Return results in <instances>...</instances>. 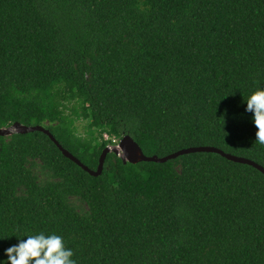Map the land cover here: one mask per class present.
Masks as SVG:
<instances>
[{"label":"trees","instance_id":"trees-1","mask_svg":"<svg viewBox=\"0 0 264 264\" xmlns=\"http://www.w3.org/2000/svg\"><path fill=\"white\" fill-rule=\"evenodd\" d=\"M258 88L264 0H0V128L42 126L91 170L124 135L148 157L212 146L264 168ZM40 233L77 264H264V176L108 153L92 177L41 132L0 137V264Z\"/></svg>","mask_w":264,"mask_h":264},{"label":"water","instance_id":"water-1","mask_svg":"<svg viewBox=\"0 0 264 264\" xmlns=\"http://www.w3.org/2000/svg\"><path fill=\"white\" fill-rule=\"evenodd\" d=\"M31 132H41L48 136V138L54 143V145L58 148L61 154L79 166L84 172L88 173L92 177H97L101 174L104 164V159L108 153L115 154L123 164H136L138 162H154V163H165L168 160L175 159L182 155L193 154V153H213L217 154L228 161L243 164L250 166L260 172L264 176V168L255 162L248 160L246 158L237 157L228 153H225L215 147L212 146H196V147H189L183 148L176 152H173L169 155L163 157L157 156H145L139 147V145L129 136L124 135L120 138L118 143L115 146H106L98 160V165L95 170L89 169L85 166L79 159L73 156L68 150L64 149L58 141L53 137V135L44 127L36 125V126H24L17 122L13 123L11 126L7 128H0V137H7L14 134H26Z\"/></svg>","mask_w":264,"mask_h":264},{"label":"clouds","instance_id":"clouds-1","mask_svg":"<svg viewBox=\"0 0 264 264\" xmlns=\"http://www.w3.org/2000/svg\"><path fill=\"white\" fill-rule=\"evenodd\" d=\"M246 111L253 113L256 143L264 145V89L258 88L246 100ZM115 146V145H114ZM7 264H77L74 253L65 247L61 236L52 234L28 235L5 250Z\"/></svg>","mask_w":264,"mask_h":264},{"label":"rangeland","instance_id":"rangeland-1","mask_svg":"<svg viewBox=\"0 0 264 264\" xmlns=\"http://www.w3.org/2000/svg\"><path fill=\"white\" fill-rule=\"evenodd\" d=\"M84 125H85V123H83V122H77L76 123L77 133L80 136H83L84 135Z\"/></svg>","mask_w":264,"mask_h":264},{"label":"built area","instance_id":"built-area-1","mask_svg":"<svg viewBox=\"0 0 264 264\" xmlns=\"http://www.w3.org/2000/svg\"><path fill=\"white\" fill-rule=\"evenodd\" d=\"M104 138H106V136H104ZM115 145L118 143L117 141H114Z\"/></svg>","mask_w":264,"mask_h":264}]
</instances>
